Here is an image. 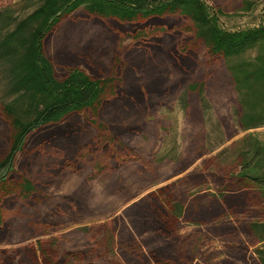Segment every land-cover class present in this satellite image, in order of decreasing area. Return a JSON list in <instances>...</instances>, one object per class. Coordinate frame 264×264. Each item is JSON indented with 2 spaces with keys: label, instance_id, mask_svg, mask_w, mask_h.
<instances>
[{
  "label": "trees",
  "instance_id": "1",
  "mask_svg": "<svg viewBox=\"0 0 264 264\" xmlns=\"http://www.w3.org/2000/svg\"><path fill=\"white\" fill-rule=\"evenodd\" d=\"M259 1L240 0V10L252 11ZM77 12L101 22L119 24V46L127 39L141 43L171 33L174 27L166 26L165 20L184 22L177 31L184 33L187 40L177 44L180 47L177 51L195 57L204 48L205 62L224 66L235 93L237 124L246 132L215 156L218 161L229 158L233 170L221 169L220 174L212 173V176L201 174L198 189L186 190L184 195L172 183L157 187L133 205L125 213L132 229L122 224L121 232L129 240L126 244L118 238L120 225L116 219L76 227L73 231L84 240L71 245L66 244L70 241L67 235L38 238L57 225L78 219L89 209L78 196L48 206L37 183L16 170L19 154L57 148L54 144L61 143L50 134L63 139L68 137L65 136L68 131L46 129L74 116L76 129L81 132V126L91 127L94 135L90 142L70 146L69 153L64 155L68 157L60 158L56 167H75L79 158L91 155L89 148L94 145L103 150V155H96L92 161L88 180L101 172L112 171L113 166L117 169L132 161L138 165L137 173L145 175V185L153 183L150 177L153 165L114 135L99 116L104 102L118 94L123 62L113 56L114 72L103 76L96 71L90 42L77 48L62 46V50L55 51L62 70V74H57L47 53L48 37L65 18ZM222 15L219 8L205 0H23L19 9L0 0V239L10 238L17 231L22 239H34L26 246L31 257L27 253L19 255L20 261L8 257V263L199 264L194 263L192 254L185 252L170 228L183 222L209 224L214 233L227 237L224 233L238 224L232 216L240 212L248 215L241 222L244 228L241 231L253 241L251 260L254 264H264V132L251 131L264 127V21L228 30L219 23ZM125 25L129 28L125 29ZM207 75L187 86V93H193L198 101ZM149 83L154 89L163 85L159 77H153ZM82 113H87L84 124L79 117ZM112 123L115 131L124 130ZM44 129L46 133L43 131L38 141L30 140ZM210 179L215 181L213 188L208 184ZM113 180L109 183L111 189L127 186L129 191L130 186L122 184L120 178ZM8 208L15 213L9 215ZM6 210L9 218H16L17 229L5 228ZM135 233L150 234L146 240L138 241ZM234 250L236 260H247L241 239Z\"/></svg>",
  "mask_w": 264,
  "mask_h": 264
},
{
  "label": "rangeland",
  "instance_id": "2",
  "mask_svg": "<svg viewBox=\"0 0 264 264\" xmlns=\"http://www.w3.org/2000/svg\"><path fill=\"white\" fill-rule=\"evenodd\" d=\"M205 1L222 11L224 15L219 17V23L225 29H239L264 21V0L257 2L255 8L249 12L240 10V0ZM5 2L15 9L23 6V0ZM163 23L168 27L173 26L174 30L141 43L127 39L119 46V24L113 21L101 22L77 12L65 18L48 37L46 49L57 74H62V70L55 51L62 50V46L77 48L90 42L95 53L93 55L96 71L103 76L114 72L113 56H118L123 62L125 67L120 73L118 94L104 102L99 112L100 120L108 123L114 135L121 137L128 147L135 149L141 158L153 165L154 171L150 173L153 183L147 186L143 182L145 175L139 171L137 173L138 165L132 161L117 169H113V166L112 171L101 172L94 179L88 180L87 177L92 172V161L96 155H103V150L94 145L89 148L91 155L79 158L75 167L58 168L55 163L58 164L59 159L67 155L74 145L90 142L94 130L81 126L80 132L73 126L74 116L70 117L69 121L48 127V131H68L65 135L68 137L62 139L60 135L50 134V137L59 140L61 144L54 141L57 148L48 150V147H45L42 149L44 153L34 149L19 154L16 170L37 183L48 206L65 203L67 199L70 201L74 196H78L86 202L89 212L76 220L49 229L47 235L38 238L67 235L70 241L66 244L71 245L76 240H84L79 233L73 231L76 227L116 219L120 225L117 230L120 242L129 243L121 232L123 223L126 227L132 226L125 213L148 192L172 183L176 190L184 195L186 190L195 192L198 189L201 174L208 176L211 173L212 176V173L220 174L223 171L221 169L233 170L229 158L218 161L215 157L221 149L230 147L246 133L237 124L235 93L226 70L219 62H205L204 48L199 50L196 58L193 54L187 56L185 53H179L177 48L180 47L177 44L187 40L184 33L177 31L184 22L168 19ZM128 28L129 26L125 25V29ZM119 50L121 52L118 54ZM205 73H208V78L198 101L193 93H187V86L190 82L201 80ZM153 77L161 79V88L151 87L149 80ZM130 101L135 106L131 105ZM86 116L87 113L79 115L82 124L83 117ZM112 121L124 130L130 129L131 132H125L121 128L115 131ZM46 130L35 133L30 140L38 141L41 133H46ZM251 131L264 132V127ZM62 144L64 146H60ZM116 178H120L124 182L122 184L129 185V191H126L127 186L121 190L111 189L113 187L109 183ZM208 184L211 188L216 186L213 179H210ZM8 210L9 215L15 213L14 210ZM234 214L232 220L238 224H234V230L224 233L228 238L214 233L209 224L186 222L175 224L170 228L171 234L178 236L185 252L194 257V263L254 264L250 257L254 247L253 241L241 231L244 229L241 222L248 215L240 212ZM15 219L9 218L6 210L5 228L10 229L12 226L17 229ZM17 232L10 238L0 239V264H10L8 257L20 261L21 254L32 256L26 246L34 239H22L21 234ZM149 234L133 235L139 241L146 240ZM240 239L246 247V261L234 258V247Z\"/></svg>",
  "mask_w": 264,
  "mask_h": 264
},
{
  "label": "crops",
  "instance_id": "3",
  "mask_svg": "<svg viewBox=\"0 0 264 264\" xmlns=\"http://www.w3.org/2000/svg\"><path fill=\"white\" fill-rule=\"evenodd\" d=\"M262 22V21H261ZM253 25H256V24H253ZM253 25H251V26H253Z\"/></svg>",
  "mask_w": 264,
  "mask_h": 264
}]
</instances>
